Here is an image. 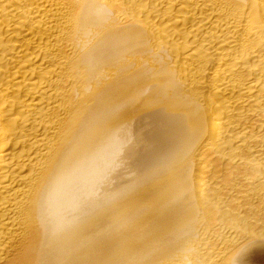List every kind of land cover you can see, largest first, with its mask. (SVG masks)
Wrapping results in <instances>:
<instances>
[{"label": "bare ground", "instance_id": "obj_1", "mask_svg": "<svg viewBox=\"0 0 264 264\" xmlns=\"http://www.w3.org/2000/svg\"><path fill=\"white\" fill-rule=\"evenodd\" d=\"M0 264H264V0H0Z\"/></svg>", "mask_w": 264, "mask_h": 264}]
</instances>
